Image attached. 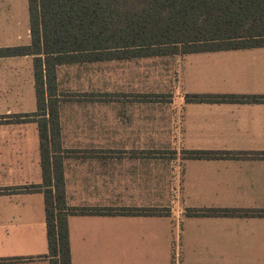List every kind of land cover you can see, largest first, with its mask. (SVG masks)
I'll return each mask as SVG.
<instances>
[{
    "label": "crops",
    "instance_id": "0c3cea01",
    "mask_svg": "<svg viewBox=\"0 0 264 264\" xmlns=\"http://www.w3.org/2000/svg\"><path fill=\"white\" fill-rule=\"evenodd\" d=\"M28 37L29 42L19 45L30 44V25ZM162 56L178 73L174 81L168 78L165 84L167 90L169 80L173 82L168 85L171 99L164 104V130H140L141 103L136 100L115 105L93 101L92 105L102 109L100 120L93 122L99 123V131L91 126L63 130L67 120L84 125L85 119L63 114L64 102L56 93L59 84L56 86L61 99L60 154L67 203L110 209L69 215L72 262L264 264V216L195 215L188 211L264 209V157L252 155L264 152V102L186 98L192 94H264V46L152 59ZM142 59L85 63L107 61L134 67ZM79 63L60 64L57 69ZM112 107L116 112L109 110ZM37 109L34 55L0 56V264H50L44 193L22 189L44 181L37 117L21 115ZM113 115L117 130L109 129ZM140 138H164L172 143L175 157L171 161L178 163H172L170 169L175 165L176 173L179 170L175 193L173 187L170 192L167 187L160 191L156 183L152 185V147L134 145ZM68 139L74 140L72 145L63 143ZM121 139L132 141H109ZM189 150L251 154L188 157L185 152ZM167 175L165 171V181ZM152 208L165 210L152 213Z\"/></svg>",
    "mask_w": 264,
    "mask_h": 264
},
{
    "label": "trees",
    "instance_id": "16d2710c",
    "mask_svg": "<svg viewBox=\"0 0 264 264\" xmlns=\"http://www.w3.org/2000/svg\"><path fill=\"white\" fill-rule=\"evenodd\" d=\"M31 42L0 47V56L34 55L42 184L25 186L45 196L50 264H74L68 217L107 211L74 207L66 200L55 93L57 66L124 57H147L206 50L264 46V0H28ZM188 101L264 102V94H192ZM21 115L18 118L21 117ZM188 157L247 156L189 150ZM264 157V152L254 153ZM143 211L144 208H123ZM152 213L161 212L152 208ZM195 215L264 216V209H189Z\"/></svg>",
    "mask_w": 264,
    "mask_h": 264
},
{
    "label": "rangeland",
    "instance_id": "374dc122",
    "mask_svg": "<svg viewBox=\"0 0 264 264\" xmlns=\"http://www.w3.org/2000/svg\"><path fill=\"white\" fill-rule=\"evenodd\" d=\"M0 2H2L0 0ZM28 0H4L0 5V45H19L30 41L28 37V28L30 25V17L28 12ZM10 4L9 7H6ZM3 23V25H2ZM161 56V55H159ZM145 58V59H142ZM139 64L134 67H118L116 63H85L81 62L77 65H67L57 69L59 88L56 93L60 94L63 104V114L68 117L74 115L80 119L84 118V125L81 121L65 123L63 130L72 128H82L91 126L94 130H100L99 123H93L100 120L101 107L92 105L93 101L107 102L116 104L118 101L136 100L141 103L140 130H152L158 128L164 130L166 119L164 116L165 102L171 99V91L169 86L177 72L171 70L166 64L165 57L152 59V56L141 57ZM117 62V61H115ZM177 73V74H176ZM167 76V77H166ZM167 90L165 84L168 82ZM59 91V92H58ZM62 102V103H63ZM60 106V104H59ZM60 108V107H59ZM116 112V107L109 109ZM94 112L92 116L90 113ZM175 123L178 124L177 117ZM117 117L113 115L112 122L109 123L110 130H117ZM149 132V131H148ZM61 139V138H60ZM110 142H126L132 140H109ZM74 140L68 139L63 143L72 145ZM88 140H83V144L87 145ZM169 140L140 138L134 140V145L152 147V185L156 183L157 189L163 191L167 187L171 192L172 187L174 193L179 185V178L176 173L175 165L178 161L175 159L174 150L171 149ZM61 140V146H62ZM89 145V144H88ZM183 153V152H182ZM154 163V165H153ZM175 164L171 171V164ZM175 168V169H174ZM165 171H168V180L165 181ZM155 174V175H154ZM171 174L177 177L172 180ZM156 177V180L153 178ZM160 211L165 208H157Z\"/></svg>",
    "mask_w": 264,
    "mask_h": 264
}]
</instances>
